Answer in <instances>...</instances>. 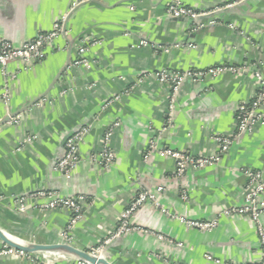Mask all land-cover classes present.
<instances>
[{
	"label": "crops",
	"instance_id": "obj_1",
	"mask_svg": "<svg viewBox=\"0 0 264 264\" xmlns=\"http://www.w3.org/2000/svg\"><path fill=\"white\" fill-rule=\"evenodd\" d=\"M72 1L0 0V38L23 45L51 30ZM177 2L205 14L194 20L171 17L167 8ZM66 28L43 61L30 69L12 61L0 69L3 230L33 243L67 240L90 252L113 235L134 195L146 190L156 194L159 206L142 205L130 218L141 230L105 247L111 264L260 263L264 248L255 221L220 214L245 205L247 171L264 172V125L235 133L238 105L254 99L264 83V0H95L70 11ZM85 38L90 44L81 54ZM82 55L90 66L74 64ZM223 65L241 69L201 83L187 80L169 116L170 88L156 78L157 71ZM9 113L15 116L6 121ZM116 122L120 126L109 142L116 157L104 167L92 157L102 151L105 132ZM82 127L88 133L80 162L67 178L55 165L68 135ZM216 135H234L219 163L182 176L176 160L161 153L170 148L210 155L218 150ZM151 140L157 149L145 158ZM42 190L86 197L83 216L68 237L63 236L68 210L40 209L46 197L29 200L22 211L14 200ZM183 218L219 223L203 230ZM261 218L264 224V214ZM4 244L0 239V249ZM30 254L33 262L0 255V264H79L61 252Z\"/></svg>",
	"mask_w": 264,
	"mask_h": 264
},
{
	"label": "built area",
	"instance_id": "obj_2",
	"mask_svg": "<svg viewBox=\"0 0 264 264\" xmlns=\"http://www.w3.org/2000/svg\"><path fill=\"white\" fill-rule=\"evenodd\" d=\"M95 0H73L71 8L73 11L82 3H87ZM68 13L63 14L57 19L51 30L38 33L33 39L25 42L21 46H17L5 38H0V69L5 71L7 65L12 61H19L24 66V69H30L35 63L43 61L47 56V51L55 40L63 35L65 32V23L68 18ZM167 12L171 17L175 18H191L197 19L205 13H200L193 8L184 5L181 2L170 4L167 8ZM146 44L145 42H143ZM87 44H90L88 38H85L82 45L79 47V52L83 54L87 50ZM75 65L90 66L91 62L84 55L75 60ZM241 67L233 65H223L209 67L207 69H192L189 71H170L168 69H162L155 73L156 78L166 84L170 88V104H169V116L173 115L177 96L181 90V87L187 80H192L195 83L204 82L207 78H214L226 71L237 72ZM4 101H8L9 94L5 88L3 91ZM115 97L105 103L103 109H106L114 100ZM236 131L237 135L245 132H253L258 125H264V83L257 93L256 97L248 102L241 103L237 107L236 111ZM120 126L119 122L114 123L105 132V145L102 151L93 156L95 161H98L104 167H110L116 157L115 151L109 146V142L113 133ZM88 133L87 127H82L79 130L70 134L65 141V148L62 156L58 159L55 169L62 172L67 178H70L80 162L79 149L81 143L84 141L86 134ZM218 143L217 152L210 155H193L181 150L174 149H162L161 153L169 158H173L177 163V175H184L189 169H202L209 165H215L219 163L223 154H225L234 141V135H216L214 137ZM157 149V145L154 140H151L149 147L146 151L145 158H148L153 150ZM249 181V191L246 194L245 205L241 207H232L222 211L220 215H248L256 223L257 232L260 241L264 248V224L262 222V215L264 214V200L261 199L264 192V172L262 170L247 171ZM162 188H159L161 190ZM49 200L46 203L40 204L39 208L42 210L49 209H65L71 214L70 221L67 229L63 232V236L68 237L71 230L75 227L77 222L83 216V207L87 201L83 195L78 196H60L55 192L42 190L38 192L26 193L23 195H15V202L19 205L20 210L24 211L26 204L31 199L46 198ZM152 202L159 206L156 200V194L150 191H139L133 197L130 205L122 212L119 225L113 235L107 238L101 247H98L90 253L94 255H102L105 247L117 237L130 231L141 230V227L134 226L130 223L131 216L146 202ZM188 226L211 230L218 225V218L211 220H186L181 219ZM67 239V238H66ZM66 242L70 243L66 240ZM0 255H8L10 257H26L30 261L35 259L32 254L23 250L16 249L7 244H4L0 249ZM209 257V256H208ZM211 258V257H209ZM79 264H91L84 260H79ZM264 264V257L260 263Z\"/></svg>",
	"mask_w": 264,
	"mask_h": 264
},
{
	"label": "water",
	"instance_id": "obj_3",
	"mask_svg": "<svg viewBox=\"0 0 264 264\" xmlns=\"http://www.w3.org/2000/svg\"><path fill=\"white\" fill-rule=\"evenodd\" d=\"M66 23H65V32L67 31ZM14 116L15 114L9 113L8 116L6 117V121ZM0 239L5 244L11 247H14L16 249L23 250L27 253L61 252L65 254H70L79 260H84L91 264H111L106 259L104 253L102 255H94L88 251L79 249L76 246L68 242H62V243H56V244H40V243L28 242V245L19 244L13 241L12 239H10L1 226H0Z\"/></svg>",
	"mask_w": 264,
	"mask_h": 264
},
{
	"label": "bare ground",
	"instance_id": "obj_4",
	"mask_svg": "<svg viewBox=\"0 0 264 264\" xmlns=\"http://www.w3.org/2000/svg\"><path fill=\"white\" fill-rule=\"evenodd\" d=\"M5 233L7 234V236L12 239L13 241L19 243V244H22V245H28V241L26 240H23L17 236H15L14 234L8 232V231H5Z\"/></svg>",
	"mask_w": 264,
	"mask_h": 264
}]
</instances>
